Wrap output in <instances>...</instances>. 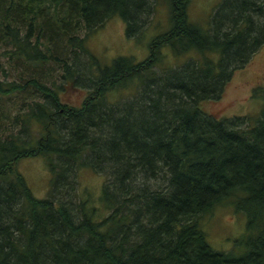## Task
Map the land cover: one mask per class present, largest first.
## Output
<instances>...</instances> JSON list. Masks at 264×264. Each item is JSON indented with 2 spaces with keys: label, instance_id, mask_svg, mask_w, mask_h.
<instances>
[{
  "label": "trees",
  "instance_id": "obj_1",
  "mask_svg": "<svg viewBox=\"0 0 264 264\" xmlns=\"http://www.w3.org/2000/svg\"><path fill=\"white\" fill-rule=\"evenodd\" d=\"M157 1L0 0V264H264V106L225 119L199 108L263 46L264 0H223L207 30L191 0H170L171 29L143 61L103 66L87 50L115 15L134 37ZM165 47L186 59L156 72ZM28 157L45 158L46 198L17 169ZM82 169L104 178L97 204ZM224 202L247 217L242 253L214 250L202 228Z\"/></svg>",
  "mask_w": 264,
  "mask_h": 264
},
{
  "label": "rangeland",
  "instance_id": "obj_2",
  "mask_svg": "<svg viewBox=\"0 0 264 264\" xmlns=\"http://www.w3.org/2000/svg\"><path fill=\"white\" fill-rule=\"evenodd\" d=\"M222 1L191 0L188 7L190 23L205 30L209 29L212 16ZM171 26L170 0H158L148 26L137 32L134 37L127 35L125 21L121 16L115 15L87 37L86 48L103 66L111 65L121 56L143 61L151 54L153 40L171 29ZM162 55L161 62L154 69L156 72L179 66L186 59L183 56H176L171 47H165ZM134 87V82L125 84L108 94V97L115 101L131 96ZM256 88H264V44L245 67L234 72L219 99L202 101L199 108L218 119L236 116L255 118L259 116L264 106L263 99L254 96ZM86 95V92L80 93L75 90L69 93L70 99L71 96L74 99H84ZM17 169L24 176L35 197L40 199L47 197L52 174L44 157L22 158L17 163ZM79 180L80 192L89 196L93 203H99L104 178L90 169H82ZM202 223L208 243L214 250L242 253L244 244L242 247L239 244L243 242L247 217L238 213L232 204L224 202L218 205L202 219Z\"/></svg>",
  "mask_w": 264,
  "mask_h": 264
}]
</instances>
